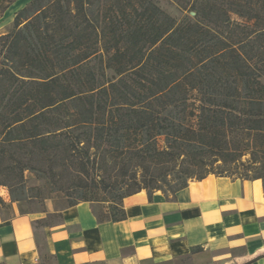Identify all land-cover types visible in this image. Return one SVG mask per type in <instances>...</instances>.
Instances as JSON below:
<instances>
[{
  "label": "trees",
  "instance_id": "16d2710c",
  "mask_svg": "<svg viewBox=\"0 0 264 264\" xmlns=\"http://www.w3.org/2000/svg\"><path fill=\"white\" fill-rule=\"evenodd\" d=\"M172 1L193 16L158 0H33L16 14L0 36V187L30 172L66 208L108 203L100 220L120 222L126 197L228 176L215 164L264 182V0Z\"/></svg>",
  "mask_w": 264,
  "mask_h": 264
},
{
  "label": "crops",
  "instance_id": "0c3cea01",
  "mask_svg": "<svg viewBox=\"0 0 264 264\" xmlns=\"http://www.w3.org/2000/svg\"><path fill=\"white\" fill-rule=\"evenodd\" d=\"M24 6L16 2L6 15ZM122 208L126 219L111 222L99 218L108 203L13 207L0 214V264H264L261 179L211 174L174 197L142 190Z\"/></svg>",
  "mask_w": 264,
  "mask_h": 264
},
{
  "label": "rangeland",
  "instance_id": "374dc122",
  "mask_svg": "<svg viewBox=\"0 0 264 264\" xmlns=\"http://www.w3.org/2000/svg\"><path fill=\"white\" fill-rule=\"evenodd\" d=\"M33 0H3L0 3V36L9 33L13 28V22L15 20L16 14L14 16H7V10L16 2H25L24 8L29 5ZM159 6L170 14L175 19L179 20L184 16H193L192 13L185 12L181 9L174 1L172 0H158ZM23 9V8H22ZM160 146H164L163 139L159 141ZM250 159V156L244 157L243 161ZM264 162V158H261ZM260 172L264 175V167L259 166ZM215 169L213 172L216 174L228 175L230 177L236 178H246V174H249L248 177H252L255 173V170L250 166H243L241 164L225 166L222 169L217 168V164L214 165ZM161 171H158L159 174ZM167 174L170 175L168 179H171L174 169H168ZM176 172V169H175ZM196 175H200L202 172H195ZM163 189H168V186L163 182ZM14 196L18 197L20 202H12ZM171 196V194H169ZM0 198L6 203V206L0 205V214L9 216L12 213L13 207H17L22 212H37L45 209L47 203L51 202L57 209H64L68 206L69 200L65 195L58 193H50L40 182H38L35 176L26 172L24 175V180L17 185H13L12 188L7 186L0 187ZM57 218H53L51 221L45 223L55 222Z\"/></svg>",
  "mask_w": 264,
  "mask_h": 264
}]
</instances>
